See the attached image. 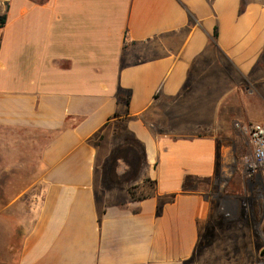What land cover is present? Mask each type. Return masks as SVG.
Masks as SVG:
<instances>
[{
    "label": "crops",
    "instance_id": "0c3cea01",
    "mask_svg": "<svg viewBox=\"0 0 264 264\" xmlns=\"http://www.w3.org/2000/svg\"><path fill=\"white\" fill-rule=\"evenodd\" d=\"M0 5V264L191 262L212 202L185 180L216 184L250 99L264 110L246 87L264 80V0ZM116 141L147 196L112 184Z\"/></svg>",
    "mask_w": 264,
    "mask_h": 264
},
{
    "label": "rangeland",
    "instance_id": "374dc122",
    "mask_svg": "<svg viewBox=\"0 0 264 264\" xmlns=\"http://www.w3.org/2000/svg\"><path fill=\"white\" fill-rule=\"evenodd\" d=\"M246 87L248 91L261 92L264 98V80L248 81ZM250 100V120H246V124L264 123L254 118L264 116V110L257 106L259 99L252 97ZM234 131L238 132L235 128ZM238 134L239 143L230 142L225 147L222 172L217 183L200 180L199 184L193 182L189 185L191 188L198 185V189L212 202V209L209 219L202 226L201 246L188 264H264V235L258 232L260 218L256 215L259 203L264 201V182L261 179L264 170L248 178L246 165L253 158V146L248 137ZM130 154L127 143L116 141L112 145L111 157L118 158L119 162L109 161L110 168H129L124 170L125 176H112V184L122 186L131 198L147 196L150 189L153 190V183L145 179L143 184L149 189L141 188L139 169L129 167L132 164ZM137 156H141L140 151ZM141 162L142 159H139L136 164ZM33 178L24 177V183ZM17 187L21 184L18 183Z\"/></svg>",
    "mask_w": 264,
    "mask_h": 264
},
{
    "label": "built area",
    "instance_id": "2783aa9c",
    "mask_svg": "<svg viewBox=\"0 0 264 264\" xmlns=\"http://www.w3.org/2000/svg\"><path fill=\"white\" fill-rule=\"evenodd\" d=\"M236 128L246 137L249 138L253 146V158L246 165L248 178L258 175L264 170V124H236Z\"/></svg>",
    "mask_w": 264,
    "mask_h": 264
},
{
    "label": "trees",
    "instance_id": "16d2710c",
    "mask_svg": "<svg viewBox=\"0 0 264 264\" xmlns=\"http://www.w3.org/2000/svg\"><path fill=\"white\" fill-rule=\"evenodd\" d=\"M1 11V10H0ZM6 23H7V14L6 13H1L0 12V28H3L5 25H6ZM193 182H195V180H193V179H191V178H186V180H185V184H184V189L187 191V189L189 188H191V187H189V185H191ZM184 190V191H185ZM201 236H200V241H199V243H198V246H197V249H196V252H195V256L197 255V251H198V248L201 246ZM195 256H194V258H195Z\"/></svg>",
    "mask_w": 264,
    "mask_h": 264
},
{
    "label": "water",
    "instance_id": "95a60500",
    "mask_svg": "<svg viewBox=\"0 0 264 264\" xmlns=\"http://www.w3.org/2000/svg\"><path fill=\"white\" fill-rule=\"evenodd\" d=\"M262 256H264V252H263Z\"/></svg>",
    "mask_w": 264,
    "mask_h": 264
}]
</instances>
